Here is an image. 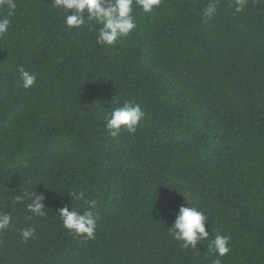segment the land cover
I'll use <instances>...</instances> for the list:
<instances>
[{
  "label": "trees",
  "instance_id": "obj_1",
  "mask_svg": "<svg viewBox=\"0 0 264 264\" xmlns=\"http://www.w3.org/2000/svg\"><path fill=\"white\" fill-rule=\"evenodd\" d=\"M51 2L16 0L0 38V209L12 216L0 264H213L217 234L231 238L221 264H264V0L241 12L217 0L207 22L209 0L134 5L137 29L111 47L96 43L99 25L67 28ZM125 102L145 115L114 138L104 117ZM170 175L209 219L195 250L168 232L187 206ZM80 190L94 208L71 201ZM24 192L44 195L46 216L27 219L29 197L14 202ZM65 205L98 217L94 239L68 233Z\"/></svg>",
  "mask_w": 264,
  "mask_h": 264
},
{
  "label": "clouds",
  "instance_id": "obj_2",
  "mask_svg": "<svg viewBox=\"0 0 264 264\" xmlns=\"http://www.w3.org/2000/svg\"><path fill=\"white\" fill-rule=\"evenodd\" d=\"M235 11L241 12L246 6V0H235ZM51 5L57 11L64 14V22L69 29H82L87 27L88 31H96L99 25L96 43L100 46L111 47L118 39H123L132 34L137 29L136 18L134 15V5L140 8L143 13L151 14L161 5V0H52ZM17 8L16 0H0V38L7 35L11 17L15 15ZM217 12V0H209L202 11V18L205 22L211 19ZM71 13V14H69ZM87 14V15H85ZM22 80V87L30 89L36 82V75L19 69ZM144 112L139 104L125 102L123 106H117L107 113L104 117L105 127L112 137H117L122 131L135 134L138 125L144 117ZM71 201H84L89 209L96 206V201H85V192L72 191L68 193ZM25 197H29L30 203L26 204L27 211L31 213L27 219L33 216H46L44 195L36 194L30 196L28 192L16 195L15 203H22ZM187 206H181L175 213L173 225L168 228L169 234L179 242L182 249L197 248L202 241L209 240V232L206 230V223L209 221L205 213L198 209L195 204L199 197L189 193L184 196ZM191 199L193 206H189ZM63 227L70 235L83 237L86 240L95 238L96 220L91 210L82 212L76 208H69L67 205L58 210ZM12 216L10 212L0 209V234L10 229ZM22 242L35 237L34 228H25L20 232ZM230 236L217 234L208 244L209 252L218 258L213 264H221L222 257L231 251L229 247Z\"/></svg>",
  "mask_w": 264,
  "mask_h": 264
},
{
  "label": "rangeland",
  "instance_id": "obj_3",
  "mask_svg": "<svg viewBox=\"0 0 264 264\" xmlns=\"http://www.w3.org/2000/svg\"><path fill=\"white\" fill-rule=\"evenodd\" d=\"M169 178H170V180L173 181V182H176V183H179V182H180V183H181L180 189L183 191V192H182L183 197H184V196H187L189 193H191V194L193 195L192 191H190V189H189V187H188L189 185L186 184V183H183L181 179H179L178 177H175V176H171V175H170ZM150 182H151L152 187H153L154 189H156V191H157V192L161 195V197L165 200V203L168 204V205H170V204H169V200H170V199H169L167 193H166L164 190H161V189L155 184L154 179H151ZM189 202H191V199H189ZM189 202H188V203H189Z\"/></svg>",
  "mask_w": 264,
  "mask_h": 264
}]
</instances>
